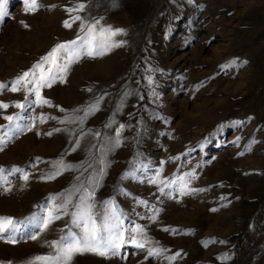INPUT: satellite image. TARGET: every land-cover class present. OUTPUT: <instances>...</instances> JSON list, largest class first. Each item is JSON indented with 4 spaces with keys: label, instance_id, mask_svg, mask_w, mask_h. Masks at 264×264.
I'll list each match as a JSON object with an SVG mask.
<instances>
[{
    "label": "rangeland",
    "instance_id": "obj_1",
    "mask_svg": "<svg viewBox=\"0 0 264 264\" xmlns=\"http://www.w3.org/2000/svg\"><path fill=\"white\" fill-rule=\"evenodd\" d=\"M37 3L8 0L0 19V217L14 224L0 264H43L52 241L83 234L72 218L86 204L97 225H140L145 248L70 264H264V0ZM93 24L122 29L118 46L87 55ZM70 41L40 90L49 103L34 84L11 91ZM49 209L60 218L45 229Z\"/></svg>",
    "mask_w": 264,
    "mask_h": 264
},
{
    "label": "snow or ice",
    "instance_id": "obj_2",
    "mask_svg": "<svg viewBox=\"0 0 264 264\" xmlns=\"http://www.w3.org/2000/svg\"><path fill=\"white\" fill-rule=\"evenodd\" d=\"M8 0H0V19L8 15L7 12ZM25 11H36L38 10L37 0H24ZM83 4H80L77 8L68 9L69 12L82 10ZM73 21L81 19L76 16L72 18ZM27 26V25H26ZM65 27H71V23L65 21ZM122 29L112 30L100 29L96 30V25L89 26L86 35L80 39L87 48V55H103L105 50L110 47L118 45L111 44V37L117 33L122 32ZM77 41L65 42L56 45L45 57L42 58V62L37 63L33 70L25 72L21 77L17 78L15 85L11 88V91L16 92L20 90V85H35L34 91L38 102L47 104L49 101L43 98L40 94V90L47 86L51 87L52 82L55 80V71H66V65L59 63L62 54L74 53V45ZM47 65V68H45ZM151 81V78H149ZM5 85L0 84V88H4ZM33 90V89H30ZM17 107H23L22 104H17ZM0 107L7 108L9 105L0 102ZM5 119L13 121L15 117L6 116ZM3 127V126H0ZM2 150V149H0ZM3 169L0 168V172ZM16 171H20L19 168ZM25 180L28 179L27 174L23 177ZM54 178V177H49ZM155 183V181H153ZM8 190V189H6ZM163 191V189H161ZM65 214H67L65 212ZM59 216L53 215V210L49 209L48 218L43 221V228H47L49 224L55 219H59ZM113 219L115 223L109 224L107 219L103 225H97L92 212V205L86 204L83 208L73 214L72 224L81 228L83 234L77 236L75 233L69 232L65 237H61L59 241H52L51 245L56 249L55 255L38 256L35 258L36 261H41L43 264H70L74 255L91 252L100 256H108L109 254L115 256L118 255L120 250L125 244L135 245L137 248H145V244L137 239V235L143 233L144 229L140 225H136L131 230H126L122 227V222L119 217L113 213ZM10 227H14L13 218L11 217H0V232L7 231ZM127 232V235L125 234ZM32 239H36V236H32ZM15 243L14 240L9 241ZM158 254V250L149 249L148 255L152 256ZM178 255V254H177ZM172 259H175L173 257Z\"/></svg>",
    "mask_w": 264,
    "mask_h": 264
}]
</instances>
